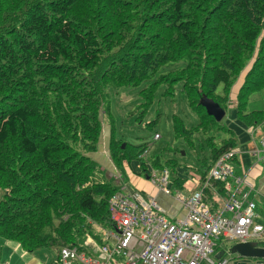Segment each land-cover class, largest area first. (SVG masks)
Returning <instances> with one entry per match:
<instances>
[{
	"label": "trees",
	"instance_id": "trees-1",
	"mask_svg": "<svg viewBox=\"0 0 264 264\" xmlns=\"http://www.w3.org/2000/svg\"><path fill=\"white\" fill-rule=\"evenodd\" d=\"M170 63L142 89L144 105L160 81L165 93L184 90L198 122L189 127L173 114L171 128L189 149L196 133L204 136L207 153L187 167L205 179L235 140L216 139L213 132L229 129L203 103L226 111L248 64L236 114L248 126L264 123V109L247 110L249 96L264 89V0H0V238L28 253L52 251L50 264H59L64 247L90 254L91 245L108 243L116 188L91 156L101 114L115 165L137 161L140 173L147 163L167 168L182 188L178 160L145 158L146 144L115 137L107 102L108 87H137ZM230 163L234 172L235 154ZM212 188L205 199L216 211L213 194L225 190L222 182Z\"/></svg>",
	"mask_w": 264,
	"mask_h": 264
},
{
	"label": "built area",
	"instance_id": "built-area-1",
	"mask_svg": "<svg viewBox=\"0 0 264 264\" xmlns=\"http://www.w3.org/2000/svg\"><path fill=\"white\" fill-rule=\"evenodd\" d=\"M259 152L264 154V134L259 138L257 156ZM234 154V149L222 153L205 179L194 173L186 175L184 189L173 195L185 210L180 218H168L154 199L115 191L108 200L115 226L109 233L111 245L99 246L95 256L64 247L59 264H117V260L121 264H230L224 256L227 241L264 239V226L253 222L255 203L249 190L241 189L246 178L233 172L230 157ZM148 172L163 193L172 194L167 170ZM220 182L225 195L221 207L213 211L205 190ZM215 252L219 257L211 258Z\"/></svg>",
	"mask_w": 264,
	"mask_h": 264
},
{
	"label": "crops",
	"instance_id": "crops-1",
	"mask_svg": "<svg viewBox=\"0 0 264 264\" xmlns=\"http://www.w3.org/2000/svg\"><path fill=\"white\" fill-rule=\"evenodd\" d=\"M240 82L236 81L231 87L230 102L221 120L224 121L222 123H225L226 125H224L229 129V132H226L228 138L233 137L235 140L234 148L237 165L235 164L234 173L242 178L245 176L246 180L241 185V189L249 190L250 198L255 203L256 215L253 218V222L263 225L264 154L259 152L257 156L256 152L259 150V136L261 133H264V123L262 125L248 126L237 117L235 106L236 95L242 84ZM108 128L102 130L96 151L91 156L98 162L100 171L107 179L110 180V177H114L117 182L124 183L120 189L116 188L115 191H121L127 196H133L137 193L143 200L154 199L158 206L166 212L168 218H180L184 216L185 210L173 196L175 191H177L176 188L170 186L172 194H165L146 176V172L151 167L147 166L146 172L140 173L137 161H132L130 164L123 161L122 165L119 166L113 163L110 154L111 131ZM185 166L179 165L175 168L176 177L181 178L187 175L188 172H186ZM232 184L233 186L235 185L233 181ZM253 241L257 243V246H259V243H262L258 239ZM104 245H111V241L108 240V243ZM98 247L91 245V247H88L90 254H85L95 256L96 252H98ZM225 257L230 260V264H264V259L262 258H245L236 253H230ZM53 259V252L51 260L48 261L45 255L36 254V252L28 253L22 249L19 243L0 238V264H50ZM116 263L121 264L119 260Z\"/></svg>",
	"mask_w": 264,
	"mask_h": 264
},
{
	"label": "rangeland",
	"instance_id": "rangeland-1",
	"mask_svg": "<svg viewBox=\"0 0 264 264\" xmlns=\"http://www.w3.org/2000/svg\"><path fill=\"white\" fill-rule=\"evenodd\" d=\"M249 64H251V62ZM249 64L241 72L236 81L243 82V77L249 68ZM173 65V63L165 65L153 79L145 80L137 87H108L107 102L115 123L116 138H120L123 142L131 144L146 143L147 158L153 155H160L162 159L175 158L181 165L189 166L193 165L194 161L192 158L195 155L207 153V147L205 145L202 148L204 136L199 132L194 135L193 149H189L187 145L181 139L176 138L172 132L171 116L173 114L182 118L189 127L194 126L198 122L197 117L189 109L184 90H182L180 86H175L171 94L165 93L166 84L160 81L156 87L153 100L147 107L144 105L145 98L141 93L142 89L147 88L151 82L159 79L163 72H166V69L169 67H174ZM220 89L221 87H218V90ZM261 109H264V89L251 94L247 102L248 111ZM101 118L103 119L102 130H105L109 127L108 118L102 114ZM222 122L224 121L221 120V124L225 126L226 124ZM108 130L110 131L109 128ZM155 134H157L156 138ZM213 135L220 141L228 138L225 130L221 128L213 132ZM217 140L215 142H218ZM176 149L180 150V152H177ZM110 180L112 185L117 189H120V187L124 185V183L120 181L117 182L114 177H110ZM259 241L262 242L259 243V246L264 247V239ZM235 243L234 241L226 242L228 248ZM35 252L36 254L45 255L48 261L51 260L52 251L43 249ZM216 254L217 252H215L211 258H215ZM227 255L228 254H224V256Z\"/></svg>",
	"mask_w": 264,
	"mask_h": 264
},
{
	"label": "water",
	"instance_id": "water-1",
	"mask_svg": "<svg viewBox=\"0 0 264 264\" xmlns=\"http://www.w3.org/2000/svg\"><path fill=\"white\" fill-rule=\"evenodd\" d=\"M203 104L208 114L214 116L216 120L221 121L225 115V110L221 109L216 103H213L210 100L205 101ZM229 252L236 253L245 258L264 259V247L257 246V243L254 241L233 244L230 247Z\"/></svg>",
	"mask_w": 264,
	"mask_h": 264
}]
</instances>
